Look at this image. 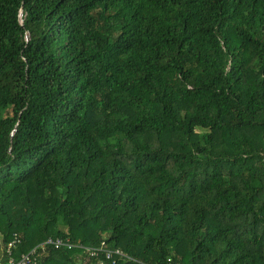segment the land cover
<instances>
[{
  "label": "trees",
  "instance_id": "trees-1",
  "mask_svg": "<svg viewBox=\"0 0 264 264\" xmlns=\"http://www.w3.org/2000/svg\"><path fill=\"white\" fill-rule=\"evenodd\" d=\"M0 232L264 264V0H0Z\"/></svg>",
  "mask_w": 264,
  "mask_h": 264
},
{
  "label": "built area",
  "instance_id": "built-area-1",
  "mask_svg": "<svg viewBox=\"0 0 264 264\" xmlns=\"http://www.w3.org/2000/svg\"><path fill=\"white\" fill-rule=\"evenodd\" d=\"M20 244V239L17 235H15V239L11 241L6 248V252L9 255V260L6 264H40L43 258L47 257L49 250L51 247L55 249H61L65 245L69 248H72V244L64 241L62 239H53L49 238L47 241L41 243L37 247L33 248L29 253L22 254L19 258H13L15 248ZM88 251L90 252L91 256L97 257L101 254V251H104L102 248H89ZM104 253V252H102ZM122 255L120 251L115 253L107 252L106 258L113 259L114 255ZM0 264H3L0 262ZM104 264V263H100Z\"/></svg>",
  "mask_w": 264,
  "mask_h": 264
},
{
  "label": "crops",
  "instance_id": "crops-1",
  "mask_svg": "<svg viewBox=\"0 0 264 264\" xmlns=\"http://www.w3.org/2000/svg\"><path fill=\"white\" fill-rule=\"evenodd\" d=\"M16 235V234H15ZM15 235L12 237V239L7 243V245L11 242V241H13L14 239H15ZM0 236H1V243H3L2 244V246H3V250H1V252H0V262L1 263H3V264H6L7 262H8V260H9V255L7 254V252H6V248H7V245H6V243H4V236H3V234L0 232ZM20 239V238H19ZM20 243H21V240H20ZM18 247V246H17ZM17 247L15 248V250H14V254H13V258H18V257H16L15 256V251H16V249H17ZM5 262V263H4Z\"/></svg>",
  "mask_w": 264,
  "mask_h": 264
},
{
  "label": "rangeland",
  "instance_id": "rangeland-1",
  "mask_svg": "<svg viewBox=\"0 0 264 264\" xmlns=\"http://www.w3.org/2000/svg\"><path fill=\"white\" fill-rule=\"evenodd\" d=\"M2 244H3V243H1V236H0V252H1V250L4 249L3 246H2Z\"/></svg>",
  "mask_w": 264,
  "mask_h": 264
},
{
  "label": "water",
  "instance_id": "water-1",
  "mask_svg": "<svg viewBox=\"0 0 264 264\" xmlns=\"http://www.w3.org/2000/svg\"><path fill=\"white\" fill-rule=\"evenodd\" d=\"M23 15V14H22Z\"/></svg>",
  "mask_w": 264,
  "mask_h": 264
}]
</instances>
